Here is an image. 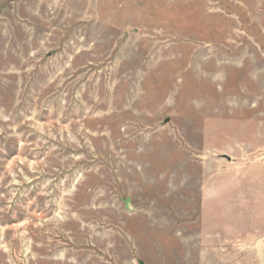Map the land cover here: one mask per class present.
I'll use <instances>...</instances> for the list:
<instances>
[{"label": "rangeland", "instance_id": "rangeland-1", "mask_svg": "<svg viewBox=\"0 0 264 264\" xmlns=\"http://www.w3.org/2000/svg\"><path fill=\"white\" fill-rule=\"evenodd\" d=\"M0 264H264V0H0Z\"/></svg>", "mask_w": 264, "mask_h": 264}]
</instances>
